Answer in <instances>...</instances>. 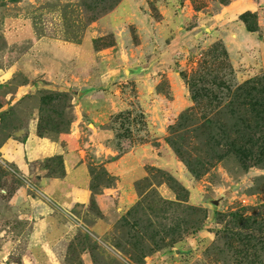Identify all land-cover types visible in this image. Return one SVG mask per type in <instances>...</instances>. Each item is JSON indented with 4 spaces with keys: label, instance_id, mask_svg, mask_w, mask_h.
<instances>
[{
    "label": "rangeland",
    "instance_id": "obj_1",
    "mask_svg": "<svg viewBox=\"0 0 264 264\" xmlns=\"http://www.w3.org/2000/svg\"><path fill=\"white\" fill-rule=\"evenodd\" d=\"M228 1L0 0V264H264V66L235 65L202 26ZM236 16L264 43L257 13ZM142 65L151 77L128 73ZM102 77L115 149L144 147L146 175L125 208L54 205L35 168L60 159L27 170L21 145L78 135L76 93ZM93 170L95 193L109 176Z\"/></svg>",
    "mask_w": 264,
    "mask_h": 264
},
{
    "label": "crops",
    "instance_id": "obj_2",
    "mask_svg": "<svg viewBox=\"0 0 264 264\" xmlns=\"http://www.w3.org/2000/svg\"><path fill=\"white\" fill-rule=\"evenodd\" d=\"M264 0L254 2V0H229L226 4L219 3L217 10L207 14L203 20V29L209 28L207 36L215 40H221L227 48L228 54H231L232 62L237 65V58L243 56V53H252L254 59L247 56L245 63L248 67L257 68V65L264 66V43L257 40V32H248L243 24L237 20V13L250 10L258 15V30L263 31L261 14H263ZM191 6L186 7V11ZM185 16V15H184ZM236 18V19H234ZM206 24V25H204ZM178 25L177 30L181 29ZM230 30V31H229ZM181 33V32H180ZM166 34V33H165ZM162 33L161 37L165 36ZM184 35V34H182ZM178 34H175L170 40L178 41ZM181 41H184L181 40ZM180 42V41H179ZM259 60H258V59ZM128 69V73L134 75L136 79L151 77V73L145 70L144 66ZM124 71V70H123ZM109 75V74H108ZM104 83V84H103ZM76 93L77 100L75 108L79 113V120L75 117L71 128H77L78 135L73 133L66 134L64 141L61 138H50L38 136L35 131H28L22 145L20 165L25 169L29 166L41 163L44 159L59 156L61 157V166L63 174L58 176L55 173L48 172L44 168H35L39 178V187L41 194L52 204L68 206L70 204H79L85 206L92 196H96L98 201L102 202L103 208L110 205V201L116 202L121 208H125L133 203L136 193L133 183L146 175L144 166V153H147L142 146H127L124 144V152L118 153L113 144L112 128L107 127V119L104 114L107 113L105 104L110 94L107 89L106 79L102 77L100 84L94 82L83 84ZM150 87H147L146 94L151 93ZM99 96V97H98ZM104 102V105H102ZM104 107V111L101 109ZM156 106H152V111H156ZM103 116V119L101 117ZM89 120L91 128L86 131L87 141L83 145L73 146L75 141L84 133V120ZM153 123H159L158 118L151 117ZM83 124V125H82ZM108 125V124H107ZM79 126V131H78ZM66 139V140H65ZM68 142V143H67ZM85 143V142H84ZM141 150V151H140ZM15 159H17L15 157ZM151 159H154L151 157ZM18 160V159H17ZM150 165L153 166L152 163ZM98 167L108 174L111 182L108 185L100 184L98 192L92 193L90 185L94 174L93 168ZM121 182V185H120ZM44 204V203H43ZM40 210H47L46 204L39 206ZM106 209V208H105ZM47 212V211H46Z\"/></svg>",
    "mask_w": 264,
    "mask_h": 264
},
{
    "label": "trees",
    "instance_id": "obj_3",
    "mask_svg": "<svg viewBox=\"0 0 264 264\" xmlns=\"http://www.w3.org/2000/svg\"><path fill=\"white\" fill-rule=\"evenodd\" d=\"M241 22L243 23V25H244L246 31H248V32H254V31H256V29H257V26H256V25H255V28H254V29H251V28H249V27L247 26V23H245L243 20H241ZM255 80H258V79H255ZM250 81H252V80H250ZM250 81H249V82H245V83L243 84V87L246 86V85H248V84L250 83ZM36 134H37L38 136H46V137H49L48 135L43 134V133L38 132V131L36 132ZM55 157L60 159V166H61V157H59V156H55ZM62 174H63V171H62V166H61V173H60V174H57V175H58V176H61ZM109 183H110V179L107 178L104 182H103V181H99V182H98V186H99L100 184L108 185ZM90 188H91L92 193L94 194V190H93L92 184L90 185ZM95 193H96V192H95Z\"/></svg>",
    "mask_w": 264,
    "mask_h": 264
},
{
    "label": "water",
    "instance_id": "obj_4",
    "mask_svg": "<svg viewBox=\"0 0 264 264\" xmlns=\"http://www.w3.org/2000/svg\"><path fill=\"white\" fill-rule=\"evenodd\" d=\"M213 203L216 204V203H217V200H214ZM178 252H179V251L176 250V253H178Z\"/></svg>",
    "mask_w": 264,
    "mask_h": 264
}]
</instances>
